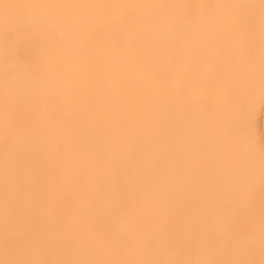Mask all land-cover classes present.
Instances as JSON below:
<instances>
[{
  "label": "bare ground",
  "instance_id": "1",
  "mask_svg": "<svg viewBox=\"0 0 264 264\" xmlns=\"http://www.w3.org/2000/svg\"><path fill=\"white\" fill-rule=\"evenodd\" d=\"M262 97L264 0H0V264H264Z\"/></svg>",
  "mask_w": 264,
  "mask_h": 264
},
{
  "label": "rangeland",
  "instance_id": "2",
  "mask_svg": "<svg viewBox=\"0 0 264 264\" xmlns=\"http://www.w3.org/2000/svg\"><path fill=\"white\" fill-rule=\"evenodd\" d=\"M50 38L51 36L49 34L41 31H36L28 36H24L15 43L12 57L24 67L34 69H43L49 67V64L53 60V54L50 48ZM36 41H41L42 46L40 48L35 47L34 44H32V48L27 51L24 50L26 43H34ZM92 68L93 70L99 69L95 63ZM2 93L4 98H9L10 94L8 91H2ZM55 98L56 99H53L48 105L43 119V124L53 133H56L59 138H63L62 135L65 132V125L62 121L63 101L59 97ZM6 119V122H4L3 135L0 136V143L10 140L9 137L18 131L17 129L20 128V123H22L19 111L15 107H11L9 109V115ZM255 123L257 136L256 140L264 149V97L258 100ZM119 125L120 119H118L114 126H112V132L116 133L118 131ZM64 145L65 144L60 145V156L62 160H64L65 156ZM247 217L248 216H244L242 219L245 220Z\"/></svg>",
  "mask_w": 264,
  "mask_h": 264
}]
</instances>
